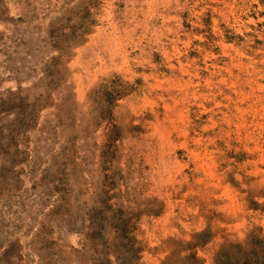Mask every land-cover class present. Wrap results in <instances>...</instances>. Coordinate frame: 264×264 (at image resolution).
Returning <instances> with one entry per match:
<instances>
[{
  "label": "rangeland",
  "instance_id": "374dc122",
  "mask_svg": "<svg viewBox=\"0 0 264 264\" xmlns=\"http://www.w3.org/2000/svg\"><path fill=\"white\" fill-rule=\"evenodd\" d=\"M0 264H264V0H0Z\"/></svg>",
  "mask_w": 264,
  "mask_h": 264
}]
</instances>
